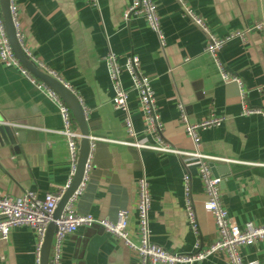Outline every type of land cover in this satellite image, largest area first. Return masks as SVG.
<instances>
[{"label": "crops", "instance_id": "obj_1", "mask_svg": "<svg viewBox=\"0 0 264 264\" xmlns=\"http://www.w3.org/2000/svg\"><path fill=\"white\" fill-rule=\"evenodd\" d=\"M154 1L164 44L144 17L124 18L132 0H98L99 6L86 0H15L27 46L72 87L86 112L92 137L90 167L76 210L115 220L119 210L127 209L130 235L137 241V181L146 174L152 197V241L170 251L189 253L198 239L210 243L217 237L214 215L203 208L207 197L198 165L176 153L121 143L127 135L123 113L112 103L106 57L113 51L121 64L130 56L139 57L142 71L151 78L163 138L173 148L196 150L181 122L179 105L194 123L210 115L225 118L221 125L200 131V150L230 159L213 162L229 215L239 224L264 223V114L243 113L246 106L264 112V29L254 28L259 22L264 25V0H185L217 36L250 29L246 40L233 39L219 53L226 70L243 82L244 96L237 81L222 79L213 56L205 50L206 33L184 15L179 1ZM122 79L139 138L154 141L146 132L130 74L124 71ZM5 121L29 127L16 130L24 135L17 142L18 150L0 145V190L14 196L31 190L44 196L67 185L68 144L63 134L53 132L64 128L57 101L19 68L0 61V122ZM73 126L79 130L74 117ZM188 172L197 233L185 208ZM241 251L245 261L264 264V240ZM0 264H37L35 231L14 227L9 238L0 241ZM61 264H138V257L122 239L102 228L80 227L65 238ZM193 264L228 263L216 254Z\"/></svg>", "mask_w": 264, "mask_h": 264}, {"label": "built area", "instance_id": "obj_2", "mask_svg": "<svg viewBox=\"0 0 264 264\" xmlns=\"http://www.w3.org/2000/svg\"><path fill=\"white\" fill-rule=\"evenodd\" d=\"M87 2L99 6L98 0H86ZM183 6L184 15L193 23L198 25L207 35L205 50L210 53L219 69V73L224 81H237L241 86L242 96L245 89L241 79L226 70L225 64L220 58V50L233 39L246 40L250 31L235 30L225 36L215 35L209 28L207 22L192 9L185 0H178ZM10 14L15 27L16 38L29 60L37 65L44 72L61 81L65 86L72 87L66 83L62 77L54 70L47 67L46 63L40 60L29 49L25 40L19 7L15 0H10ZM131 15L144 17L151 29L158 35L161 44L165 43V33L163 31L161 17L158 12V5L154 0H132L127 7L124 18L128 19ZM255 29L263 30V23H256ZM0 61L6 66L19 68L21 73L32 82H35L40 89L48 91L49 95L57 101L59 112L64 121V128L59 132L66 138L71 158L70 178L64 187H60L55 192H46L44 196H39L36 192L28 190L20 196H14L0 190V241L7 240L11 230L17 226H25L33 229L36 233V262L40 264L43 242L47 233L48 226L54 222L57 230L53 237L52 252L50 255L51 264H61V249L65 238L80 227L98 226L106 233L120 238L138 257V264H193L197 261L205 260L213 255L222 254L228 264H258L256 260L245 261L242 255V247L253 245L264 240V223L248 221L239 224L230 215L226 207L223 206L221 199V177L215 175L211 163L214 161H230L223 157L208 155L200 150L201 136L200 131L207 127L221 125L225 118L222 116L210 115L200 122H191L185 113L182 104L179 105L181 111V122L186 133L193 139L196 150L182 151L173 148L165 142L163 138V122L158 112L155 93L152 88L151 78L144 73L140 67V59L137 56H130L124 64H121L117 55L111 51L106 57L110 78L113 85L112 103L116 109L123 113L125 133L127 139L121 143L137 148H148L158 152H170L185 156L187 160H194L198 165V173L206 193V200L203 208L205 211L214 215L217 237L210 243H204L198 239L195 249L189 253L174 252L166 249L162 245L152 241L150 228V209L152 205L150 181L146 174H143L137 181V222L138 240L131 238L129 231V211L121 209L117 213L115 220L108 218H98L93 214L79 213L75 208V203L80 193L84 190L87 181L86 173L74 192L69 198L61 216L57 219L53 217L54 211L61 200L66 189L71 185L77 166L79 156V142L82 135L73 126L72 111L69 106L60 98L57 92L47 83L38 79L29 69H27L16 56L10 42L6 23L2 13L0 3ZM124 71L130 74L133 87L137 91L139 107L145 115L146 132L152 135L154 141L145 142L138 136L134 127L132 108L129 103V95L123 84L122 75ZM75 93V92H74ZM245 115L258 114L264 112L261 109L248 107L244 108ZM16 130L26 129L27 124L16 121H5ZM92 140V137L90 136ZM192 176L188 172L185 175V208L189 221L198 232L199 224L196 216L194 203L191 197Z\"/></svg>", "mask_w": 264, "mask_h": 264}, {"label": "water", "instance_id": "obj_3", "mask_svg": "<svg viewBox=\"0 0 264 264\" xmlns=\"http://www.w3.org/2000/svg\"><path fill=\"white\" fill-rule=\"evenodd\" d=\"M3 17L6 23L8 35L10 42L13 46L14 52L21 63L29 69L38 79L47 83L52 87L60 98L69 106L72 114L79 124V131L82 138L79 142V156L77 160L76 170L73 176L71 185L64 192L61 200L59 201L53 217L55 219L59 218L67 204L69 198L74 194L78 186L80 185L87 169L91 154V139L90 131L87 122L86 112L76 95L70 88L65 86L61 81L49 75L35 65L31 60L27 58L24 54L15 34V27L10 14V0H0ZM23 133H16V129L0 122V145H12L18 150L17 142L18 140H23ZM212 170L215 173V165L211 163ZM57 230V226L54 222H51L48 226L47 233L43 242L41 251V261L40 264H51L50 255L52 251L53 237Z\"/></svg>", "mask_w": 264, "mask_h": 264}, {"label": "trees", "instance_id": "obj_4", "mask_svg": "<svg viewBox=\"0 0 264 264\" xmlns=\"http://www.w3.org/2000/svg\"><path fill=\"white\" fill-rule=\"evenodd\" d=\"M74 117V116H73ZM76 125V122L74 121V126Z\"/></svg>", "mask_w": 264, "mask_h": 264}]
</instances>
